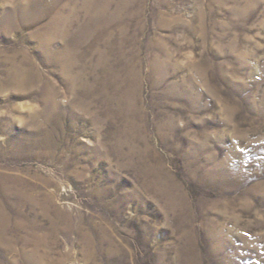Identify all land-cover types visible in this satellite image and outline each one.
<instances>
[{
    "label": "rangeland",
    "instance_id": "374dc122",
    "mask_svg": "<svg viewBox=\"0 0 264 264\" xmlns=\"http://www.w3.org/2000/svg\"><path fill=\"white\" fill-rule=\"evenodd\" d=\"M0 264H264V0H0Z\"/></svg>",
    "mask_w": 264,
    "mask_h": 264
}]
</instances>
